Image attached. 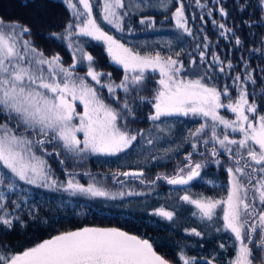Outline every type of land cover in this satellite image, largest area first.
<instances>
[{"label":"snow or ice","instance_id":"1","mask_svg":"<svg viewBox=\"0 0 264 264\" xmlns=\"http://www.w3.org/2000/svg\"><path fill=\"white\" fill-rule=\"evenodd\" d=\"M63 2L72 12V18L62 32L52 33V37L67 42L72 57V63L67 66L58 53L47 56L34 45L31 26L20 21L5 23L0 17V187L4 189L0 191V234L7 235L17 226L25 229L27 220L24 216L48 223L40 216L39 204L26 202L22 205L19 194L16 199L5 195L14 192L20 183L54 192L63 190L71 196L117 199L116 194L106 191L94 177L87 186L80 184L67 168H64L67 179H56L48 157L55 156L59 165L64 166L70 160L79 161L89 154L117 156L141 141L155 146L162 138L161 134L171 132V127H164L166 121L161 118L184 117L202 122L195 129H189L184 142L191 141L192 151L186 153L173 174L158 173L155 179L146 181L141 168L116 175L132 176L142 185L155 186L158 181H163L172 186H189L202 179L201 171L207 164L220 166L227 174V185L219 186L225 191L220 198L194 195L189 187L182 188L185 194L178 197L180 205L177 207L192 206L189 209L191 216L202 225L199 231L193 227L186 228L185 232L195 237L212 232L227 234L234 251L228 264H264V87L259 99L255 90L249 92V85L257 84L255 69H250L248 62L243 61V68L237 70L231 59H221L212 50L207 34L201 45L185 17L182 3L175 7L170 18L165 15L164 19L174 25L177 41L191 37L195 43L193 51L187 53V60L182 59L185 56L182 43L179 51H174L172 41H168L167 53L160 50L142 52L139 49L146 45H126L101 25L100 21L118 32L127 30L129 34H135L131 14L124 9L144 11L159 6L167 11L165 0H157L156 5L149 0L135 5H126L124 0H102L99 19L94 17L91 0ZM257 2L258 19L242 21L249 29L254 26L264 28V0ZM195 3L200 8L205 7L201 0H195ZM251 6L250 3H238L240 12ZM207 15L212 16V9H208ZM219 15L222 18L228 16L224 6L219 8ZM139 24L146 29L155 28L151 16H141ZM212 24L237 50L245 44L236 35L234 27L215 19ZM81 37L104 44L111 62L123 70L119 83L112 80L111 73L96 70L94 57L84 50L88 41ZM252 51L264 53V36L260 37V47ZM85 62L87 71L81 75L76 68ZM233 71L236 72L234 76L230 74ZM261 72L264 73V68ZM157 73L156 86L149 88L152 76ZM221 76L232 83L218 87ZM90 81L101 89L107 88L108 97H104ZM120 91L124 94L123 101L118 95ZM145 91H151V96L143 95ZM142 105L151 106L146 117L151 127L148 130L132 129L129 118L131 122L140 119ZM80 107L82 111H78ZM221 110L231 116L222 114ZM200 143L205 152L199 155L205 159L194 160ZM209 144L212 145L210 149ZM173 151L175 149H164V156H152L151 159L164 160ZM222 156L227 157L226 167ZM124 195L143 193H119L120 197ZM150 215L174 221L176 211L160 207L153 209ZM225 248L226 244H219V249ZM178 257L181 264H197V258L185 255L183 248ZM199 259L202 264H216L214 255ZM0 264L172 262L158 255L148 239L120 228L83 227L58 233L22 252L11 249L7 243H0Z\"/></svg>","mask_w":264,"mask_h":264},{"label":"trees","instance_id":"2","mask_svg":"<svg viewBox=\"0 0 264 264\" xmlns=\"http://www.w3.org/2000/svg\"><path fill=\"white\" fill-rule=\"evenodd\" d=\"M170 3L167 7V11L151 10L142 13H133L132 21L133 26L136 29L135 34L127 35L126 31L122 35L114 34L109 30L104 29L109 34L113 35L116 39L122 43L129 45V41L136 37H148L151 40L159 41L153 42L139 49L142 52L148 50H160L167 53V47H161L163 43L172 41L173 50L179 51L181 43L185 50V56L182 59L187 60V53H190L195 48V43L191 37H186L184 41L176 40V30L170 20H165L167 15L171 17V13L175 11V7L180 6L182 3L185 7V17L189 21L190 27L193 28L198 40L203 45V36L208 35L212 45V50L216 51L221 59H231L237 70L243 68V61H247L250 69H255L254 76L257 78V84L249 85V92L255 90L259 94L262 87H264V73L261 69L264 68V53L255 52L252 49L260 47V37L264 36V28L252 27L249 29L242 25L244 20H257L260 12L257 0H201V3L205 5L204 8H200L196 5L195 0H168ZM238 3H250L252 6L247 7L246 11L240 12ZM28 6H25V5ZM224 6L228 12L226 18H222L219 15V8ZM208 9H212V16L207 15ZM203 15L204 19L201 20ZM141 16H151L155 21L154 29H146L139 24ZM0 17L4 22L20 21L23 24H27L32 28V37L34 45L42 49L45 55L61 54L65 63L71 62V54L67 48L65 41H59L55 37H52V33L62 32L64 26L72 18L70 10L62 0H0ZM215 19L218 22H224L228 27H234L236 35L240 36L245 41V44L238 50L234 47V44L228 39L219 35V29L214 28L212 20ZM127 20V19H126ZM203 29V31H200ZM168 30V31H164ZM255 34V35H253ZM164 38V41L161 37ZM28 38V36L26 35ZM47 37H51L50 39ZM157 38V39H156ZM160 38V39H159ZM81 40L88 41L84 45V50L94 55L96 65L100 66L103 70L114 71L111 68V63L107 59V55L103 52L102 45L90 41L88 38H80ZM234 39V38H233ZM143 41V39H142ZM167 44V43H166ZM130 46V45H129ZM165 50V51H164ZM210 58L211 51L208 53ZM196 60L199 62V55H196ZM207 67V65H205ZM79 71H86L87 64L82 67L78 66ZM235 75L236 72L230 73ZM92 83V82H91ZM232 82L227 77L221 76L217 86L223 87L230 85ZM95 85V84H94ZM104 97H108V93L104 89L95 85ZM138 103V101L136 102ZM144 113L141 121H145L148 113L151 111L150 105H142ZM149 111V112H148ZM148 112V113H147ZM222 114L231 116L230 113L221 110ZM171 127L170 133L164 138L170 137L173 140L169 141L167 149L173 147L175 151L168 153L170 158L164 160H149L143 159L138 163L124 161L123 153L113 157H106L102 160L96 161L95 157L88 155L83 160L87 161L90 167L89 174L81 175L75 174V179L82 185L87 186L91 182L93 177L107 176V174L116 171H126L129 169L144 171V177L150 176V180L154 179L157 172L168 171L174 168V165L178 162H182L181 157L191 148V141L185 143L184 140L188 136L189 129H195L202 121L195 120V126L190 124V118H172L168 120ZM2 122V121H0ZM149 125L142 122L141 128L145 129ZM169 127V126H168ZM138 130V128H135ZM162 135V134H161ZM162 144L155 149V151L149 152L148 155L164 156V140L161 139ZM137 145V144H136ZM135 145V147H136ZM167 145V144H166ZM148 146V145H147ZM209 149L211 144L207 146ZM203 150V151H202ZM198 152H205V147L202 143L198 147ZM119 155L122 157L120 158ZM147 155V154H146ZM145 155V156H146ZM198 155L201 159L205 157ZM210 157V156H209ZM208 159H211V157ZM53 162V170L55 172V178L60 181H65L67 177L64 175V171L57 162L55 156L48 157ZM179 159V160H178ZM54 160V161H53ZM81 160V161H83ZM117 160V161H116ZM224 162L225 156L221 157ZM144 162V163H143ZM125 163H130L127 165ZM72 173V172H71ZM79 174V175H77ZM153 175V177H151ZM202 179H197L189 186L190 191L195 194H203L208 197L220 198L224 195V190L219 187L223 185L224 172L223 169L214 164H207L201 171ZM209 178V179H208ZM121 180L127 181L124 183H117L113 181L109 183L107 188L118 186H132L136 183L132 179L121 178ZM124 182V181H123ZM100 184V183H99ZM213 185H216L214 187ZM133 191L137 193H143V195H124L120 197L117 195V199H107L103 197L86 198L82 195L71 196L66 191H51L48 189H37L34 186L23 185L20 183L18 188L11 193L6 192L5 195L16 199L17 194L21 197L20 203L23 205L27 203L39 204V213L43 220L48 223H42L40 219L29 220L27 216L24 219L27 220V226L21 230L19 226L7 235L0 234V243H7L11 249L15 251H23L25 248L47 239L53 235L61 232L73 231L83 227H112L120 228L123 231H127L131 234H135L141 238L148 239L153 244L154 250L160 255L167 257L171 262L175 264H181L179 261L178 253L183 248L185 255L189 257H196L197 264H202L200 257H216V264H228V260L234 255L233 242L224 233H206L202 237L189 236L185 232L186 228H197L201 230L202 225L194 217L191 216L192 206L180 205L178 197L183 193V187L170 186L161 181L155 186L149 185L150 190L146 191L143 187L135 184ZM4 189L0 187V191ZM180 190V191H177ZM8 202L7 200L5 201ZM11 207V206H10ZM165 207L167 210L176 211L174 221L163 220L157 216H151L150 213L155 208ZM226 244V248L219 249V244ZM215 250V251H214Z\"/></svg>","mask_w":264,"mask_h":264},{"label":"rangeland","instance_id":"3","mask_svg":"<svg viewBox=\"0 0 264 264\" xmlns=\"http://www.w3.org/2000/svg\"><path fill=\"white\" fill-rule=\"evenodd\" d=\"M63 1V0H62ZM74 2H77V0H74ZM91 2L93 3V5H94V8H93V14H94V17H96L97 19H99V16H100V4H101V2H102V0H91ZM124 2H125V4L126 5H128V4H132V5H135V4H137V3H139V4H143L144 3V0H124ZM165 2H166V4H167V7H168V5H169V1L168 0H165ZM149 3H151V4H154V5H156L157 4V0H149ZM124 10H127V11H129L130 12V14H131V18H132V16H133V13H142V12H147L148 10L149 11H151V10H157V11H164L163 9H161L159 6H156V7H148V8H145V10L144 11H137L135 8H131V9H129V8H126V9H124ZM124 10H121V11H124ZM71 12V11H70ZM71 14H72V12H71ZM127 19V18H126ZM101 22V25H102V27L104 28V29H106V30H109V31H111L112 33H114V34H118L119 36L120 35H122L123 33H121V32H118V31H116V29L115 28H113V27H111L110 25H107V24H104L102 21H100ZM6 23V22H5ZM165 32L166 31H168V30H164ZM126 33H127V35L128 36H130V34L126 31ZM161 37V36H160ZM24 38L25 39H27V37H26V34H25V36H24ZM82 38V37H81ZM84 38H88V39H90V41H92L91 40V38H89V37H84ZM142 39H143V41H142ZM157 39V38H156ZM160 39V38H159ZM161 39L164 41V38H162L161 37ZM92 42H94V43H97V44H99V45H102V49H103V52L107 55V52H106V50H105V46H104V44L102 43V42H98V41H92ZM150 42L151 43H153V42H158L159 43V41L157 40V41H155V39L154 40H151V39H149L148 37H145V38H142V37H136V38H133L132 40H130L129 41V45L131 46V45H146V46H148L149 44H150ZM160 44V43H159ZM66 45H67V43H66ZM163 46L164 47H167V44L166 43H163ZM168 48H165V50H167ZM164 50V51H165ZM58 53V52H57ZM71 54V53H70ZM52 55H55V54H50V55H48V56H52ZM61 57H62V60H64L65 61V58L63 59V56L61 55V54H59ZM93 57H95L94 55H92ZM107 57H108V55H107ZM108 60H109V62L111 63V68L114 70V71H112V72H110V70H103L100 66H98V65H96V70H98V71H100V72H103V73H111L112 74V80L113 81H115L116 83H119V81L122 79V77H123V70H122V68H118L119 66L118 65H115V64H113L112 62H111V60H110V58L108 57L107 58ZM64 63V65L65 66H67V65H69V64H71L72 63V59H71V62L70 63H65V62H63ZM85 64H87V62H85ZM83 65H81V66H79V67H82ZM76 71L79 73V74H81V75H83L86 71H79V69H78V67L76 68ZM159 77H158V73L156 74V75H154V76H152V83L149 85V88H153V87H155L156 85H155V83H154V81L156 80V79H158ZM102 81H103V78H102ZM91 82V81H90ZM93 84H95V82H92ZM99 86V85H98ZM100 87V86H99ZM104 89V91L106 92V93H108V91H107V88H103ZM119 94H122L123 96H124V94H123V92L122 91H120V92H118ZM142 94H144V95H146L147 94V96H151V91H145L144 93H142ZM83 109H82V107H80V108H78V111H82ZM149 112V111H148ZM147 112V113H148ZM162 119V121H166V123L164 124V127H168V126H170V124H168L169 123V119H172V118H161ZM151 127V125L149 126V127H147V128H145V130H148L149 128ZM166 135H168V134H162L161 136H162V138L161 139H163L164 140V148H166L168 145H169V141L170 140H173V139H171L170 137H168V139H169V141L167 140V139H165L164 137L166 136ZM164 136V137H163ZM81 138H82V136H81ZM161 139H159V141L156 143V145L155 146H147V144L145 143V142H143V141H141L140 143H137V145H136V147L137 148H133L132 150H131V154H130V156H132L133 154H137V153H140L141 155H142V157L140 158V160H143L142 158H143V156L144 155H148L149 154V152H152V151H155V149L156 148H158L161 144H162V141H161ZM171 149H173V147H170ZM167 149V148H166ZM49 150L51 151V148H49ZM191 150V149H190ZM189 150V151H190ZM196 153H198L199 154V152H198V150H197V152ZM89 155H92V154H89ZM152 156H154V155H148V156H146L145 158L147 159H149L150 161L151 160H153V159H151V157ZM107 156H98V155H95V159H96V161H98V160H102V159H104V158H106ZM168 157H170V155H168ZM168 157H166V158H168ZM209 157V156H208ZM165 158V159H166ZM210 158V157H209ZM49 159V161H50V163H51V159L50 158H48ZM193 159L194 160H203V159H201L198 155H193ZM205 159V158H204ZM208 159V158H207ZM83 160V159H82ZM128 160H130V158H126V159H124V161H128ZM139 159H136V162H138V161H140ZM208 160H210V159H208ZM54 161V160H53ZM144 163V162H143ZM179 163H181V162H178L177 163V165L179 164ZM125 164H127V165H131L130 163H125ZM209 164H211V163H209ZM51 165H52V168H53V162L51 163ZM215 165V164H214ZM132 166V165H131ZM62 167V169H63V171H64V168H67V170L69 171V172H72V173H74V174H76V173H80L81 175H84V176H87L86 175V173H88L89 172V170H90V167H89V164H88V162L87 161H85V160H83V161H81V160H79V161H73V160H70L69 161V163L68 164H66V165H64V166H61ZM177 167V166H176ZM174 170H175V168H172L171 170H168V171H162V172H159V173H162V174H165V175H171V174H173L174 173ZM121 173V172H120ZM157 174H158V172H157ZM77 175H79V174H77ZM124 176L122 175H116V173H113V172H111V173H109V174H107V176H98V177H94L95 178V180L97 181V182H99L100 183V185L106 190V191H108L110 194H116V195H119V193H121V192H124V193H128V192H130V191H133V187L135 186V184L137 183V185L138 186H140V187H143L146 191H148V190H150L151 188H149V185L148 184H140V183H138V182H136V183H134L132 186H118V187H110V188H107V186L109 185V183H112L114 180H119V179H121V178H123ZM151 177H153V175L151 176ZM143 179H145L146 181L147 180H150V176H147L146 178H143ZM138 181V180H137ZM126 182L127 181H124V182H122V183H124V184H126ZM161 181H158L157 183H160ZM163 183H165V182H163ZM177 191H180V190H177ZM184 194V192L183 193H181V195H183ZM105 228H112V227H105ZM74 231V230H73ZM57 235V234H56ZM54 236V235H53ZM52 237V236H51ZM51 237H49V238H51ZM49 238H47V239H49ZM45 240V239H44ZM43 241V240H42ZM42 241H40V242H42ZM39 243V242H38ZM37 244V243H36ZM35 245V244H34ZM34 245H32V246H34ZM31 246V247H32ZM163 258H165L166 260H168V261H170V259L169 258H167V257H164V256H162ZM172 264H175V263H173L172 262Z\"/></svg>","mask_w":264,"mask_h":264},{"label":"flooded vegetation","instance_id":"4","mask_svg":"<svg viewBox=\"0 0 264 264\" xmlns=\"http://www.w3.org/2000/svg\"><path fill=\"white\" fill-rule=\"evenodd\" d=\"M119 69H120V67H118ZM118 95L120 96V99H121V101H123V99H124V96L122 95V94H119L118 93ZM144 95V94H143ZM147 95V94H146ZM139 103V102H138ZM146 114L144 113V110H143V108H142V106L140 107V110H139V116L141 117L140 119H138L136 122H131V118H129V121H130V127L132 128V129H135V128H138V129H142L141 127V123L142 122H145V123H148L149 125H147L148 127L151 125V122H149L147 119L145 120V121H141V120H144V119H142V117H144ZM190 124H192V125H194L195 126V120H193V119H191L190 118ZM134 148H137V147H134ZM133 149V148H132ZM132 149H130V150H128L126 153H123V159H126V158H130V162H133V163H138V162H136V159H139L140 160V158L142 157V155L140 154V153H137V154H133L132 156H130V154H131V150ZM175 149H176V147H175ZM177 150H181L180 148H177L176 149V151ZM190 151H192V149L190 150ZM189 150L187 151V152H190ZM203 151V150H202ZM187 152H185V154L181 157V159L183 160L184 159V156L186 155V153ZM93 157H95V155H92ZM146 156H148V155H146ZM145 155L143 156V158L142 159H146L145 157H146ZM119 157L120 158H122L120 155H119ZM226 157V156H225ZM148 159V158H147ZM179 160V159H178ZM117 161V160H116ZM128 161V162H129ZM224 163H225V167L227 166V163H228V160H227V157H226V160H224ZM180 164V163H179ZM176 164L174 165V168H176ZM223 169V168H222ZM130 170H132V171H134L135 169H129V171ZM126 171H128V170H126ZM123 173L124 171H116L115 173L117 174V173ZM223 172H224V176H223V181H221L222 183H223V185H227V174H226V172L223 170ZM156 175L157 174H155V176H154V179H155V177H156ZM122 176V175H121ZM125 179H132V180H134L135 182H138V183H140V181H139V179H137V178H134V177H125ZM209 179V178H208ZM138 180V181H137ZM115 182H117V183H121V182H123V181H125V180H121V179H119V180H114ZM194 182V181H193ZM193 182H191V183H193ZM170 186H172V185H170ZM174 187H184V186H174ZM185 194V193H184ZM224 194H225V191H224ZM158 255H160L159 253H157ZM257 255H259V253L257 252ZM162 256V255H161Z\"/></svg>","mask_w":264,"mask_h":264},{"label":"water","instance_id":"5","mask_svg":"<svg viewBox=\"0 0 264 264\" xmlns=\"http://www.w3.org/2000/svg\"><path fill=\"white\" fill-rule=\"evenodd\" d=\"M135 171H138V170H134V171L130 170V171H125V172H135ZM129 177H132V176H129Z\"/></svg>","mask_w":264,"mask_h":264}]
</instances>
